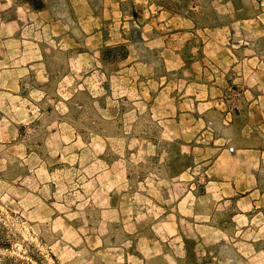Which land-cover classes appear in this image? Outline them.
Wrapping results in <instances>:
<instances>
[{"label": "rangeland", "instance_id": "374dc122", "mask_svg": "<svg viewBox=\"0 0 264 264\" xmlns=\"http://www.w3.org/2000/svg\"><path fill=\"white\" fill-rule=\"evenodd\" d=\"M43 2L0 0V257L264 264V0Z\"/></svg>", "mask_w": 264, "mask_h": 264}, {"label": "trees", "instance_id": "16d2710c", "mask_svg": "<svg viewBox=\"0 0 264 264\" xmlns=\"http://www.w3.org/2000/svg\"><path fill=\"white\" fill-rule=\"evenodd\" d=\"M24 1L27 4H29L36 11H43L45 8L43 0H24ZM118 49H119L118 47H105L102 49L101 52L104 55L106 53H111V52L117 51ZM104 58L105 57H103V59ZM0 227H1V223H0ZM187 243H189V242H187ZM8 246H10V244L7 243V241H5L3 236L0 234V249L4 248V247H8ZM187 256L189 259L195 260L196 254L193 251L192 247H188ZM0 259H1L0 264H42V262L39 259H37L36 257H32L31 259H27V258H18V257L9 258V257L3 256V257H0Z\"/></svg>", "mask_w": 264, "mask_h": 264}, {"label": "crops", "instance_id": "0c3cea01", "mask_svg": "<svg viewBox=\"0 0 264 264\" xmlns=\"http://www.w3.org/2000/svg\"><path fill=\"white\" fill-rule=\"evenodd\" d=\"M263 58H264V57H262V64L264 65V61H263ZM263 69H264V68H262V70H263Z\"/></svg>", "mask_w": 264, "mask_h": 264}]
</instances>
